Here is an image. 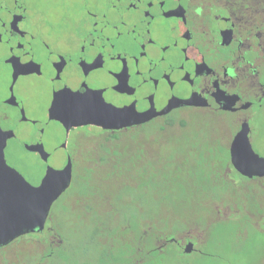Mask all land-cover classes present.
<instances>
[{
	"label": "flooded vegetation",
	"instance_id": "flooded-vegetation-1",
	"mask_svg": "<svg viewBox=\"0 0 264 264\" xmlns=\"http://www.w3.org/2000/svg\"><path fill=\"white\" fill-rule=\"evenodd\" d=\"M57 97L75 101L60 106ZM184 110L234 119V128L222 126L230 166V145L245 124L252 148L264 123V0H0V155L16 158L30 192L32 173L46 169L58 186L55 173L71 165L70 184L42 228L29 229L28 217L5 219V227L28 229L0 242V264L23 242L40 249L39 262L15 252L13 264H47L52 251H64L49 214L78 167L107 138ZM122 116L135 123L114 129ZM189 242L196 240L161 238L154 250L167 244L186 254Z\"/></svg>",
	"mask_w": 264,
	"mask_h": 264
},
{
	"label": "trees",
	"instance_id": "trees-1",
	"mask_svg": "<svg viewBox=\"0 0 264 264\" xmlns=\"http://www.w3.org/2000/svg\"><path fill=\"white\" fill-rule=\"evenodd\" d=\"M214 119L219 128L207 127L199 139L186 131L190 118L179 116L100 142L90 155L94 160L78 167L70 190L49 214L65 250L52 251L47 264L144 263L157 254L161 238L197 240L201 231L211 237L223 225L225 196L257 229L255 223L264 221V193L250 194V187L237 184L241 177L228 163L227 137ZM150 130L156 140L148 139ZM24 243L5 252L10 264L15 252L39 262L40 249ZM253 244L255 264H264V237Z\"/></svg>",
	"mask_w": 264,
	"mask_h": 264
},
{
	"label": "rangeland",
	"instance_id": "rangeland-1",
	"mask_svg": "<svg viewBox=\"0 0 264 264\" xmlns=\"http://www.w3.org/2000/svg\"><path fill=\"white\" fill-rule=\"evenodd\" d=\"M70 1L73 2L74 0ZM39 5L45 10H50L53 15L60 12L58 6L54 4L44 2L39 3ZM71 5L74 6L73 4ZM175 116H187L190 118L186 131L198 139L203 136L207 127L215 128L217 126V122L214 119L216 117L213 118L206 112L184 110L177 112ZM218 118L221 121L219 125L221 128L223 125L226 127L230 126L231 129L236 126L232 117L222 115ZM185 134L187 133L185 132L183 135ZM183 135L181 134V136ZM148 139L156 140V133L153 130L148 132ZM252 148L264 157V123L257 128ZM27 166L30 167L31 164L28 163ZM237 179L238 185L250 187V194L256 195V192L264 193V180L255 181L254 179L252 183H247L249 180L238 177ZM28 182L33 199L38 201L48 199L57 189L54 177L46 169H42L39 173H32L28 178ZM239 206L236 200H227L225 196V203L222 204L219 214L220 222L223 225L217 228L211 237L208 236L209 239L207 238L208 234L201 231V235L196 240L193 251L190 254H181L174 246L166 244L163 246L162 252L159 251L161 254L157 252V254L149 258H145L142 264H255L258 252H252L253 241L257 243V241L263 239L264 224L256 225L257 229H255L251 225L244 223ZM4 224L5 219L0 218V242L16 233V230L12 232L14 228L5 227Z\"/></svg>",
	"mask_w": 264,
	"mask_h": 264
},
{
	"label": "water",
	"instance_id": "water-1",
	"mask_svg": "<svg viewBox=\"0 0 264 264\" xmlns=\"http://www.w3.org/2000/svg\"><path fill=\"white\" fill-rule=\"evenodd\" d=\"M185 104H189L185 102ZM195 105H202L197 103ZM84 119L90 120V117L82 116ZM122 116L121 119L115 123L114 129H119L125 125L135 123L132 119L128 121ZM127 118V117H126ZM84 119L79 123H86ZM126 120V122H124ZM248 127L243 125L241 131L234 137L230 149V163L233 169L241 176L252 178L264 177V158L259 157L251 148L247 138ZM56 177L59 183L54 194L46 200L36 201L33 199L29 190L28 183L25 181V172L18 164L13 156L0 155V218L10 219L15 223L23 222L28 217L27 225L29 229L38 226L42 228L48 215V211L52 203L67 189L71 181V165L60 172H56ZM12 192H15L14 194ZM27 208V209H26ZM34 208V211L29 210ZM27 211H26V210ZM27 213V214H26ZM29 222V224H28ZM22 225H19L21 227ZM28 228H14L16 234L6 237L9 240L13 239L26 231ZM193 251V244L189 242L184 248V253L189 254Z\"/></svg>",
	"mask_w": 264,
	"mask_h": 264
},
{
	"label": "snow or ice",
	"instance_id": "snow-or-ice-1",
	"mask_svg": "<svg viewBox=\"0 0 264 264\" xmlns=\"http://www.w3.org/2000/svg\"><path fill=\"white\" fill-rule=\"evenodd\" d=\"M74 101H75L74 97L70 98V99H64V98H61V97H57L56 103H57V105L63 106L66 103H72Z\"/></svg>",
	"mask_w": 264,
	"mask_h": 264
}]
</instances>
